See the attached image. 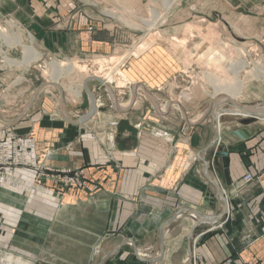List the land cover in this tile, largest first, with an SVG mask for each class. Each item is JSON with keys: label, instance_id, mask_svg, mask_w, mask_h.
Segmentation results:
<instances>
[{"label": "crops", "instance_id": "obj_1", "mask_svg": "<svg viewBox=\"0 0 264 264\" xmlns=\"http://www.w3.org/2000/svg\"><path fill=\"white\" fill-rule=\"evenodd\" d=\"M170 1L165 20L162 1L149 5L162 15L155 25H178L183 0ZM112 6L141 9L142 0ZM101 8L98 0H0V19L24 25L43 54L123 56L128 80H90L96 105L81 122L87 94L81 111L65 88L63 102L54 85L36 92L43 82L20 109L0 100V264H187L191 250L198 264L264 263V119L241 125L238 108L221 112L227 105L216 102L215 141L213 99L200 107L190 85L173 98L178 50L160 42L131 52L122 42L137 41L138 30L126 25L141 18L120 22ZM218 144L229 184L211 161ZM68 177L75 187L64 186Z\"/></svg>", "mask_w": 264, "mask_h": 264}, {"label": "rangeland", "instance_id": "obj_2", "mask_svg": "<svg viewBox=\"0 0 264 264\" xmlns=\"http://www.w3.org/2000/svg\"><path fill=\"white\" fill-rule=\"evenodd\" d=\"M98 1L102 2L104 8L101 10L103 12L114 15V19L120 22L123 20L138 22L139 18L151 20L149 5H157L161 1L165 2L164 0H142V8L140 9L112 6V4L120 6L122 0ZM178 6V25L171 26L165 22L162 25H155L158 20L151 27H147L146 24L126 25L137 28L135 37L138 40L127 39L122 40V43L130 44L132 46L131 52L139 49V52L137 51L135 54L149 51L160 42L171 44L173 49L178 50L180 71L172 79L173 86H175L173 98L178 96L181 98L182 89L190 85L193 87L191 91L194 92L195 98L201 100L200 107L205 106L210 99H215V104L216 102H224L227 106L222 108L228 110H234L229 108L228 105H231L238 108L237 110L241 113L248 112L235 106L233 102H236L249 112H259L261 109L264 112V0L253 5L235 0H183ZM193 6H195L194 9ZM157 10L164 12L163 20H165L166 9L158 8ZM90 29L92 27H89ZM0 30L8 34H15L25 44L29 43V35L31 34L28 33L24 25L17 22L10 14L2 16L0 19ZM171 32L173 36L167 38ZM33 46L40 53V58L25 66L22 62L18 64L15 61L23 59L22 47L14 44L10 39H0V100L8 108H22V104L33 87L42 82L50 81V62L53 60L76 61V64L86 66L83 71L76 69L60 74L56 82L61 88H65L66 96L69 98L67 100L71 103H76L78 100L83 101L81 111L86 110L88 105L84 88L77 96L78 98L68 88L78 89L83 83V79L93 75V73L101 75L108 70L112 71L113 69L115 71L121 68V64H117V66L114 63L116 57L122 61V56H70L64 58L43 54L34 42ZM126 52L124 50V53ZM213 55L216 56L215 61L210 60L212 61L210 62L209 57ZM110 57H115V59L109 61ZM7 58L14 60L13 63L9 62ZM100 59L103 64L101 70L100 65H98L100 64L98 62H101ZM243 60L246 61L245 65L243 62L241 63ZM234 67L237 68L236 71L233 70ZM212 76H216L221 82L223 81L222 84L235 88L239 86V96L235 100L232 99L233 102L224 95L214 96L215 86L209 81ZM116 77L118 76L116 75ZM105 83L118 85L114 78ZM127 85L125 81L122 86ZM260 118L264 119V116ZM65 187L67 189L72 188L69 185ZM100 250L101 246L96 248L94 254L100 256ZM193 257L194 262L192 264H198L195 251ZM252 262L246 261L243 264H252Z\"/></svg>", "mask_w": 264, "mask_h": 264}, {"label": "bare ground", "instance_id": "obj_3", "mask_svg": "<svg viewBox=\"0 0 264 264\" xmlns=\"http://www.w3.org/2000/svg\"><path fill=\"white\" fill-rule=\"evenodd\" d=\"M165 2L163 3L164 5V7H165V9H167L168 7L170 8V5H171V1L170 0H164ZM150 18H151V20L149 19V18H142L143 20H146V22H143V20H142V22L144 23V24H146L147 25V27H151L157 20H159V18H160V14L159 13H157V11L155 10V8H151V11H150ZM121 19H122V17H120ZM124 19V18H123ZM0 39L1 40H8V39H10L14 44H16V45H19V46H21L22 47V51H23V59L22 60H15L18 64H20L21 62L25 65V66H27V65H29L31 62H33V61H35V60H37V59H39L40 58V53L34 48V46H33V37L31 36V35H29V43H27V44H25V43H23V42H21V40H20V38L19 37H17L15 34H8L7 32H3V31H1L0 30ZM183 43V42H182ZM207 50V49H206ZM234 50V49H233ZM139 52V49H135L134 50V52L133 53H136V52ZM205 52V51H204ZM207 53V52H206ZM202 54V53H201ZM209 55V54H208ZM212 55V54H211ZM224 56V55H223ZM123 57V56H122ZM225 57V56H224ZM100 58H102V57H100ZM210 59H209V61L210 60H214L215 58H216V56L215 55H213V56H210L209 57ZM99 59V58H98ZM113 59H115V57L114 58H111L110 57V60L109 59H107V60H109V61H111V60H113ZM7 60L9 61V62H12V61H14V60H10V59H8L7 58ZM101 60V59H100ZM102 60H104L103 58H102ZM102 60H101V62L99 61L98 63H100V64H98V65H100V70H101V67L103 66V64H102ZM116 62L114 63L115 65H117V64H120V58L119 59H117V57H116ZM122 61H123V59H121ZM207 60V59H206ZM208 61V62H209ZM212 61H210V62H212ZM215 61V60H214ZM97 62V61H96ZM104 62V61H103ZM114 62V61H113ZM113 62H111V63H113ZM243 62V64L245 65L246 64V61H241V63ZM13 63V62H12ZM105 64V63H104ZM111 66V65H110ZM118 66V65H117ZM50 67H51V76H50V81L49 82H53V83H56L57 82V78H58V76L60 75V74H62V73H68V72H72V71H74V70H76V69H78V70H85V68H86V66L85 65H79V64H76V61L74 62V61H64V62H62V61H57V60H53V61H51L50 62ZM111 68V67H110ZM109 68V69H110ZM113 68V67H112ZM115 68V67H114ZM119 68V67H118ZM107 69V68H106ZM236 69L237 68H233V70L234 71H236ZM110 73V74H109ZM119 74V75H118ZM93 75L94 76H96V77H98V78H100V79H103L105 82H109V81H111V79H113L114 78V80L116 81V83L118 84L117 86H122V85H124V83H125V81H128L127 80V78H126V76H125V74L120 70V69H116L115 71L112 69V71L111 70H108V71H106L104 74H97V73H93ZM116 75L118 76V77H116ZM110 78V79H109ZM209 81L212 83V84H214V86H215V90H214V96H217V95H224L225 97H227V98H230L231 100L233 99V100H235V98H237V96H239L238 94L240 93V88H239V86L238 87H233V86H229V85H226V84H222V82L216 77V76H212V77H210L209 78ZM116 86V85H115ZM82 88H83V85H82V83H81V85H80V87L78 88V89H73V87H69L68 89H69V91H71L72 92V94H74L76 97L81 93V91H82ZM220 98V97H219ZM222 98V97H221ZM248 111V110H247ZM243 112V111H242ZM259 112H262V109L259 111ZM194 262V257H193V250H192V252H191V255H190V258H189V260H188V264H192ZM253 264H261V263H257V262H252ZM264 264V263H263Z\"/></svg>", "mask_w": 264, "mask_h": 264}, {"label": "water", "instance_id": "obj_4", "mask_svg": "<svg viewBox=\"0 0 264 264\" xmlns=\"http://www.w3.org/2000/svg\"><path fill=\"white\" fill-rule=\"evenodd\" d=\"M92 79H96L99 82L105 83L103 81V79L97 78V77H95L93 75L87 76V77H85L83 79L82 85H83V88L86 91V94L88 96L89 107H88L87 112L83 115V117L79 120V122H81L82 120L87 119L92 114V112L95 109V105H96L95 96H94V93L92 92V90L89 88V85H88L89 81L92 80ZM48 84L54 85V86H56L58 88V90L60 92L61 101L63 102L64 101L63 90H62L61 86L56 84V83L45 81L39 86V88L36 90V92L38 90H40V88H42L44 85H48ZM215 101L216 100L214 99L211 102V110H213ZM233 104H235V106H238L242 110L247 111V109L242 107L240 104H237L236 102H233ZM220 110H221V112H233L232 110H228L226 108H220ZM218 112L219 111L215 112L213 110V114H214V117H215V120H216V129H217L216 130L215 141L217 139H219V128H218L219 114H218ZM263 116H264V112H257V111H250L249 112V110H248V112H244L243 113L242 117L237 118V122L239 124H241V125H248V124L256 121L259 117H263ZM234 132L240 138H246L249 135V132L247 130H245V129L235 130ZM227 155H228V153L226 151H223L221 145L218 144L216 149L213 152V156H212L211 161H212V164H213L214 167H217V168H220L221 166L223 167L224 178H225L227 184H229L230 183V179L228 177V169H227L228 158H227ZM221 163H223V165H221ZM218 193L221 195V189L219 188V186H218ZM225 204L228 206L226 200H225Z\"/></svg>", "mask_w": 264, "mask_h": 264}, {"label": "built area", "instance_id": "obj_5", "mask_svg": "<svg viewBox=\"0 0 264 264\" xmlns=\"http://www.w3.org/2000/svg\"><path fill=\"white\" fill-rule=\"evenodd\" d=\"M73 177V176H72ZM72 177H68L67 178V181H66V183L64 184V186H66V185H69V186H72V187H75L76 185H75V183H74V178H72ZM251 178V175L250 174H247L246 175V179L247 180H249ZM80 187V186H79ZM253 264V263H252Z\"/></svg>", "mask_w": 264, "mask_h": 264}]
</instances>
